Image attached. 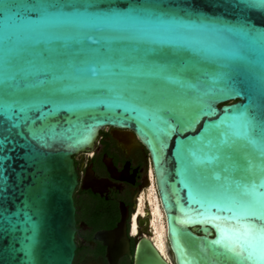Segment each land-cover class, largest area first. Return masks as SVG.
<instances>
[{
    "label": "snow or ice",
    "instance_id": "1",
    "mask_svg": "<svg viewBox=\"0 0 264 264\" xmlns=\"http://www.w3.org/2000/svg\"><path fill=\"white\" fill-rule=\"evenodd\" d=\"M214 7L220 15L205 14ZM229 14L235 26L223 19ZM253 16L264 22V0H0V194L10 187L5 164L17 149L24 164L13 183L23 182L24 172L36 179L35 167L47 185L49 164L36 160V145L56 138L60 114L76 115L90 95L116 99L126 112L167 124L178 99L158 88L161 82L178 84L202 111L211 110V99L245 95L248 104L229 109L233 115L221 117L217 134L226 146L235 144L233 138L252 145L255 156L245 154L242 171L264 173V32L249 23ZM209 25L243 41L230 54L236 63H219L211 74L205 64L212 54L193 36ZM232 183L235 191L227 185L207 189L197 180L233 218L264 215V202L246 198L248 185ZM31 231L29 243H22L29 259L35 224ZM257 231L264 233V224ZM223 251L234 264L264 262L259 239L254 250Z\"/></svg>",
    "mask_w": 264,
    "mask_h": 264
},
{
    "label": "water",
    "instance_id": "2",
    "mask_svg": "<svg viewBox=\"0 0 264 264\" xmlns=\"http://www.w3.org/2000/svg\"><path fill=\"white\" fill-rule=\"evenodd\" d=\"M220 12L214 7L205 14L211 17ZM223 19L236 25L230 14ZM249 23L264 32V22L258 16ZM193 36L212 54L205 64L210 74L219 63H236L230 54L243 42L240 35L209 25ZM157 87L178 99L174 113L166 117L167 124L131 108L126 112V105L120 101L94 94L76 110V115L61 113L57 118L59 135L36 145V160L49 164L46 186L40 184L35 167L31 171L36 172V179L24 172L23 182L13 183L24 161L18 149L9 154L5 167L10 187L0 194V264H73L77 248L73 199L77 174L73 156L92 147L105 128L124 131L149 153L166 239L173 253L172 264H234L223 251L226 247L239 252L245 245L254 250L258 239L264 242V233L257 231V226L264 224V215L233 218L231 212L220 210L227 209L223 201L204 195L205 188L197 186L199 180L207 189L227 185L235 191L232 182L237 181L248 185L247 199L264 202V173L255 169L251 174L242 171L247 167L245 154L255 156L253 146L241 138H233L235 144L226 146L217 134L221 117H230L233 113L229 109L248 104L247 97L241 94L211 99V110L202 111L199 104L182 95L178 84L161 82ZM228 153L231 160L224 159ZM32 224L36 225V241L29 259L22 243H29L25 237L32 236ZM120 228L121 224L102 237L113 238ZM120 241L128 248V238ZM134 258L135 264H170L147 238L136 245Z\"/></svg>",
    "mask_w": 264,
    "mask_h": 264
},
{
    "label": "flooded vegetation",
    "instance_id": "3",
    "mask_svg": "<svg viewBox=\"0 0 264 264\" xmlns=\"http://www.w3.org/2000/svg\"><path fill=\"white\" fill-rule=\"evenodd\" d=\"M73 160L77 174L73 264L80 252L82 264H135L136 245L151 234L149 214L137 212L140 194L154 181L148 151L124 131L105 128L95 144L75 154ZM142 208L149 210L148 205ZM119 224L113 238L102 237ZM123 237L128 238V248L120 241Z\"/></svg>",
    "mask_w": 264,
    "mask_h": 264
},
{
    "label": "bare ground",
    "instance_id": "4",
    "mask_svg": "<svg viewBox=\"0 0 264 264\" xmlns=\"http://www.w3.org/2000/svg\"><path fill=\"white\" fill-rule=\"evenodd\" d=\"M148 191V193L144 191L142 194H140L138 198L139 206H137V208H140L139 210H137V212L140 211L139 213L141 215L149 214V225L151 228V234L149 235V238L152 240L160 253L165 257V259L170 262V264H172L173 253L167 243L164 214L160 207V203L154 186V181H150ZM147 205L149 207V210L145 211L142 207ZM136 226V215H134L132 218L133 233H135L136 231Z\"/></svg>",
    "mask_w": 264,
    "mask_h": 264
},
{
    "label": "rangeland",
    "instance_id": "5",
    "mask_svg": "<svg viewBox=\"0 0 264 264\" xmlns=\"http://www.w3.org/2000/svg\"><path fill=\"white\" fill-rule=\"evenodd\" d=\"M148 188H149V186L146 188V190H144L145 192H149L148 191ZM142 194V193H141ZM146 211H148L147 209H146ZM82 255H83V252H80V254H79V259H78V261H77V264H82Z\"/></svg>",
    "mask_w": 264,
    "mask_h": 264
},
{
    "label": "trees",
    "instance_id": "6",
    "mask_svg": "<svg viewBox=\"0 0 264 264\" xmlns=\"http://www.w3.org/2000/svg\"><path fill=\"white\" fill-rule=\"evenodd\" d=\"M78 251H80V249H78Z\"/></svg>",
    "mask_w": 264,
    "mask_h": 264
}]
</instances>
